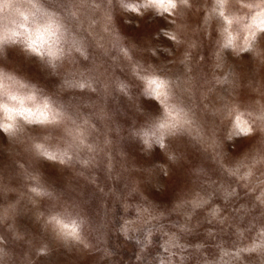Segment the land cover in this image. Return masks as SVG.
<instances>
[{"label": "rangeland", "instance_id": "1", "mask_svg": "<svg viewBox=\"0 0 264 264\" xmlns=\"http://www.w3.org/2000/svg\"><path fill=\"white\" fill-rule=\"evenodd\" d=\"M67 2L13 0L0 13V104L27 112L48 100L66 109L65 119L47 125L0 110V122L14 126L0 131V264H264L260 250L232 255L264 230L256 200L264 164L249 180L228 172L264 155V125L255 120L264 111V39L238 53L247 33L235 23L236 46L222 49L213 0H174L169 15L145 0H86L72 9L77 20L65 19ZM218 11L243 19L249 9L226 0ZM45 12L67 29V53L55 67L27 47ZM54 29L41 31L45 41L56 38ZM146 71L176 81L174 99L190 126L163 134L166 102L148 93ZM81 75L91 88L66 85ZM236 109L251 114V136L236 133ZM81 132L83 145L73 139ZM35 144L56 159L38 155ZM65 151L72 160L60 163ZM229 187L236 194L226 198ZM197 198L203 206L194 207ZM53 213L69 231L78 222L80 239L46 226Z\"/></svg>", "mask_w": 264, "mask_h": 264}, {"label": "snow or ice", "instance_id": "2", "mask_svg": "<svg viewBox=\"0 0 264 264\" xmlns=\"http://www.w3.org/2000/svg\"><path fill=\"white\" fill-rule=\"evenodd\" d=\"M20 2L33 4V0H20ZM85 2L86 0H68L66 4L67 16L65 17V19L77 20L78 14L72 9L75 7V5L84 4ZM183 2L186 3L187 0H183ZM225 2L226 0H213L212 16L221 21L222 42L220 43V47L224 50H228L233 49L236 46L237 40L233 35L231 26L235 23H242L243 31H245L247 35L243 37L245 43L243 45H240L239 47H236V51L238 53L252 51L254 44L259 40L264 39V0H238V3H240L242 7L249 9V12L243 19H241V17L239 16H232V14L229 12L218 11L220 8H222ZM145 4L148 7L159 6V8L162 9L165 15H169L170 9H173L176 6L174 0H145ZM9 6H13V0H0V13L3 12L4 8ZM33 6L35 7V4H33ZM21 15H23V13H21ZM24 19L27 20L28 17L25 16ZM41 23L43 24V29H36L35 39H33L32 36L28 37L27 47L34 56L39 57L41 60H45L47 63L55 67V62L64 58L67 53L65 47L61 45V36L64 31H67V29L65 28L62 21L57 20L53 15L46 12L41 13ZM53 24L55 25L54 34H56V38L49 43L48 41L44 40L43 35H41V31H52ZM164 39L167 41L169 40V37H164ZM170 39L175 40V37L173 36ZM71 48L83 54L82 45L78 41L73 40L71 42ZM217 56L219 59L220 53H217ZM3 79L4 74L0 73V87H3ZM8 79L12 78L8 77ZM142 79L146 82L147 91L150 95L155 94L156 97L162 98L166 102L165 108L167 109L166 116L168 117V119L160 122L158 125L163 134L178 133L184 130L186 126H190L193 123L189 111L185 109V106L181 105L174 99L173 88L176 85V81L166 78L161 74L156 73L155 71H146L142 76ZM224 82H226V79ZM65 83L69 87H78L80 89L92 87V82L84 78L82 75L80 81H76L73 79L66 80ZM20 86L27 87L26 85ZM170 98L174 100L173 104L167 103ZM10 99L16 100L17 97L13 95L10 97ZM26 99L35 100L36 97L27 96ZM51 103V101L44 100L42 104H38L36 106L35 111L27 112H13L12 109L0 104V110H3L5 113H7L9 120L14 119L15 116L22 115L29 124H56L65 119L66 109L61 107L59 110H57L56 108L50 106ZM246 115L249 117L251 116V114H245L244 112L239 111V109L235 110L233 118L235 123V130L237 134L251 136L255 130L253 126V120L251 118H245ZM255 120L264 125V111L256 115ZM73 123L75 124L74 120ZM13 127L14 126L11 124L0 122V131L11 132L13 130ZM73 139L76 140L80 145L84 144L82 132L79 133V135H74ZM34 148L37 151L38 155L47 157L52 160L56 159V156L52 153H49L42 144H35ZM88 148L89 150H91L90 145L88 146ZM173 159H176V157H173ZM71 160L72 157L68 155L67 151L61 153L59 160L60 163H65L66 161ZM82 163L87 164L88 161H82ZM257 164H264V155H259L258 157L254 158L249 165L237 164L234 168L228 169V172L232 176L238 177L240 180H249L254 175L253 167ZM242 167H247V171H245L243 175H240V169ZM32 191L35 192V188H33ZM43 194L46 195V193ZM235 194V191L231 189V187H229L225 191L226 198L234 197ZM256 200L260 205H264V181L260 182L259 195L256 196ZM204 203L205 201L197 198V200L194 202V207L203 206ZM220 213V209L212 208L209 214L213 218H217L220 216ZM72 223L73 227L71 228V230H67V224L64 222V218L61 215L54 213L50 214L45 221L46 226L51 225L58 237L66 240H79L80 237L77 232L79 224L75 221H73ZM237 234L239 236L244 235L241 232H238ZM257 250L264 252V230H262L258 234V242H253L250 246L240 248L236 253H233L232 255H238V253L240 252ZM2 252L3 249H0V253Z\"/></svg>", "mask_w": 264, "mask_h": 264}]
</instances>
